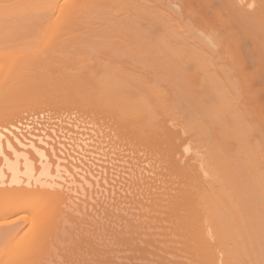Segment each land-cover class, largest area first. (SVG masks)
<instances>
[{"label":"bare ground","instance_id":"1","mask_svg":"<svg viewBox=\"0 0 264 264\" xmlns=\"http://www.w3.org/2000/svg\"><path fill=\"white\" fill-rule=\"evenodd\" d=\"M21 1L80 34L0 13V264H264V0Z\"/></svg>","mask_w":264,"mask_h":264},{"label":"rangeland","instance_id":"2","mask_svg":"<svg viewBox=\"0 0 264 264\" xmlns=\"http://www.w3.org/2000/svg\"><path fill=\"white\" fill-rule=\"evenodd\" d=\"M11 1H12V0H11ZM11 1H10V0H5V1L0 0V2H1L0 5H2V6H1L2 9L0 8V9H1L0 13H1V12H2V13L5 12L8 16H13V17L15 18V20H17V18H19L18 21H20L21 23L18 22V23H19V24L17 23L18 25H14V24H13V25H14L15 29L17 28V29H16L17 31H18L19 28L22 26L21 24H23V26L26 25V26H24V27L22 26V27L20 28V30H21L22 28H24V31H25V32H24L23 30H21V31H22L21 33H22V34L28 33V31H31V33H32V30H33V33H32V34H31V33H28L27 36H26V34L22 36V34H21L20 32H17V35H18V33H20L19 36H22V37H19V36L17 37V36L15 35V34H16V30H13V31H12V34H13L14 36H16V38L14 37V39H13V37H12V41H14V42H13V45H14V43H15L16 41L18 42V43H17V42L15 43V44H16V45H15L16 48H17V45H18V44H21V42L24 41L25 39L28 40V41H30V43H31V42L33 41L32 39L35 38V40L33 41V44H31V46L34 45V42L37 43V41H39V40H37V39L42 38V37H40V36H42V35L40 34V35H39V38L36 39V37H38V33H39L38 31H39V30L42 31V28H43V26H45V25H47V26H45L46 29L43 28L44 30H43V32H41L42 34L44 33V31H45V33H49V32H53V31H54L53 34H55L56 30H57V31H60V30H62V28L65 30L66 33H67L66 30H70V31H74L73 33H77V35L80 34V33H79L80 30L78 29V27H75V26H77V24H76L77 21H76L75 19L72 20V21H73V22H72L73 24L71 23V25H73L72 27H70V26L67 27V24H68V23L65 24L66 26H62L63 24L59 23V24H61V26H60L59 24H58V25L56 24L57 21H56V22L54 21L55 16H56L57 13L53 12L52 15H51V13L49 14V15L52 16V18H47V19H46V18H42V17H40V19L42 18V19H41L42 22H41V21H39V20H36V18H38V17L35 16V13H36V12H35V13H34V12H29L27 7H26V8H27V9H26L27 11H26V10L22 7V4H21V7H22V8L19 6V4H17L18 6L16 5V7H19V8H16V7H14V6H11V4H13V3H16V2L19 3V2H20V1L18 2V0H17L16 2H15V0H13V1H12L13 3H12ZM23 1H24V0H23ZM23 1H21V3H23V4L26 6L27 3H24ZM41 1H45V0H41ZM65 1H66V0H65ZM65 1H64V0H61L60 3L65 2ZM2 2H4V4H3ZM5 2H6V3H5ZM25 2H26V1H25ZM46 2H48V1H46ZM46 2H43V4H45ZM50 3H51V2H50ZM50 3H49V4H50ZM5 4H6V5H5ZM41 4H42V3H41ZM46 4H47V3H46ZM8 5H9V6H8ZM13 5H14V4H13ZM24 5H23V6H24ZM27 5H28V4H27ZM36 5H37V4H36ZM38 5H39V4H38ZM3 6L10 7L11 9H12V7H14V9H17V10H18V9L20 10V8H21V11H22V9H23V11H22V12L19 11L17 14H18V16H19V13H20V14L23 13V14H21V16L18 17L17 14H15V12H14V11H17V10L12 11V10H9V8H5V7L3 8ZM25 6H24V7H25ZM42 6H43V5H42ZM42 6H41V7H42ZM47 6H48V4H47ZM38 7H39V6H38ZM44 7H45V6H44ZM42 8H43V7H42ZM46 8H47V7H46ZM3 9L6 10V11H3ZM7 9H8V10H7ZM40 10H42V9H40ZM40 10H38V11H40ZM45 10H46V9H44V11H45ZM7 11H8V13H7ZM30 11H31V10H30ZM38 11H37V12H38ZM12 12H13L17 17H15L14 14H13ZM5 13L2 14V15L0 14V15H1L0 18L5 17ZM32 13H33V14H32ZM38 13H39V12H38ZM38 13H37V14H38ZM25 14H26L27 16H26ZM7 15H6V16H7ZM23 15H25V16H23ZM33 15H34V16H33ZM37 16H38V15H37ZM84 16H85V15H84ZM87 16H88V15H87ZM22 17H23V18L25 17V20L30 19L31 22H29V20H28V23H27V21H24V19H23ZM32 17H34L35 19L32 18ZM20 18H22V19H20ZM32 19H34V20H32ZM45 19H46L47 21H46ZM49 19H50V20H49ZM81 19H85V20L87 21L86 18H81ZM35 20L38 21V24H39L41 27H39V26L37 25V22H36ZM44 20L46 21V23H45ZM51 20H52V21H51ZM56 20H57V19H56ZM70 20H71V19H69V21H70ZM74 20H75V22H74ZM78 20H79V19H78ZM98 20H100V19H98ZM98 20H95V19L93 20V21H96V22H95V24H96L95 28H97V29H99V27L101 28V26L98 27V25H97V23L100 24V22H98ZM8 21H10V20L7 19V22H8ZM66 21H67V20H66ZM80 21H81V20H80ZM83 21H84V20H83ZM93 21L91 22L90 20H88V22H90V24L85 22L86 24L89 25V26L86 25L87 27L85 26V24L81 25L82 22H78V23H80V28H81V30H83V32H84V31L86 32V31H89V30H90V27H91V26H92V29L94 28V23H93ZM100 21H101V20H100ZM14 22H16V21H14ZM32 22H33V23H32ZM207 22L209 23L210 21L208 20ZM4 23H6V20H5ZM31 23H32V24H31ZM40 23H41V24H40ZM48 23H49V24H48ZM51 23H52V24H51ZM54 23H55V24H54ZM62 23H63V22H62ZM64 23H65V22H64ZM69 23H70V22H69ZM74 23H75L76 25H75ZM91 23H92L93 25H92ZM210 23H211V22H210ZM28 24H30V26H28ZM44 24H45V25H44ZM4 25H5V24H3V25L0 24V31H4V30H5L4 32H1V33H3V35H4L6 31H9V33H10L9 36H11V32H10V31H11L12 29H9V28L7 27L8 24H6V27H5ZM9 25H10V24H9ZM68 25H69V24H68ZM74 25H75V26H74ZM17 26H18V27H17ZM51 26H52L53 28H51ZM14 27H13V29H14ZM25 27H26V28L28 27V28L25 29ZM32 27H33V28H32ZM2 28H3L4 30H3ZM36 28H37V29H36ZM40 28H41V29H40ZM95 28H94V29H95ZM1 29H2V30H1ZM28 29H30V30H28ZM92 29H91V30H92ZM20 30H19V31H20ZM27 30H28V31H27ZM36 30H38V31H37V34H35V33H36ZM34 31H35V33H34ZM70 31H69V32H70ZM100 31H103V30H100ZM207 31H208V30H207ZM14 32H15V34H14ZM61 32L64 33L63 30L60 31L59 33H61ZM103 32H104V31H103ZM208 32H210V31H208ZM208 32H206V34H209ZM105 33H106V32H105ZM195 33H196V32H195ZM6 34H7V33H6ZM71 34H72V32H71ZM197 34H199V33H197ZM200 34H201V33H200ZM200 34H199V35H200ZM213 34H214V33H213ZM213 34L210 33V37H211V35H213ZM29 35L32 36L33 38H32V37L26 38V37H28ZM75 35H76V34H75ZM7 36H8V35H7ZM24 36H26V37L23 38ZM34 36H36V37H34ZM103 36H106V38H107V35L104 34ZM103 36H102V37H103ZM201 36H204V34H202ZM201 36H200V37H201ZM205 36H206V35H205ZM208 36H209V35H208ZM216 36H217V37H216ZM5 37H6V35H5ZM5 37H4V38H5ZM102 37H101V38H102ZM218 37H220V36L217 35V34L215 33V34L213 35V38L216 39V40L213 39V40H214L213 43H212V41H211L210 39H209L210 41H209V40H207V41H208L209 43L211 42L213 46H214V45H215V46H217V45H218V46H219V45L221 46V44L223 45L225 42L221 41V40H224L222 37H221V39L218 38ZM4 38H3L2 40H4V42L6 41V43H7V41H9V40H6V38H7V39H9V38H8V37H6L5 39H4ZM17 38H18V40H17ZM20 38H21V39L23 38V40H22L21 42H19V41L21 40ZM93 38H98V37H93ZM106 38L104 37V39H106ZM110 38H112V37L109 36L108 39H110ZM202 38H203V37H202ZM204 38H207V37H204ZM211 38H212V37H211ZM217 39H218V41L220 42V44H219V42L217 41ZM26 40H25V43L27 42ZM36 40H37V41H36ZM81 40H82V39H81ZM81 40H80V42H81ZM84 40H86V39L84 38ZM84 40L82 41V43L84 42ZM89 40L91 41V39H87L86 41H88V42H85V43L90 44ZM95 40H96V42H97V40L100 41L99 39H95ZM0 41H1V40H0ZM12 41H11V42H12ZM106 41H107V39H106ZM215 41H216V42H215ZM4 42H1V43H0L1 45H3V46H0V48H2V50H0V51H2V53L4 52V54L1 55V56H4V55H5V52H6V53L8 52L7 46L4 44ZM76 42L78 43V41H76ZM80 42H79V43H80ZM110 42H111V41H109V44L106 42V44H108V46H110ZM217 42H218V43H217ZM221 42H223V43H221ZM8 43H9V42H8ZM91 43H94V40H93V42L91 41ZM100 43H101V41H100ZM104 44H105V43H104ZM216 44H217V45H216ZM7 45H8V44H7ZM29 45H30V44H29ZM80 45H81V44H80ZM11 46H12V45H11ZM11 46H10V47H11ZM15 46H14V48H15ZM21 46L23 47L22 44H21ZM24 46H26V47L28 48V44H27V45L25 44ZM31 46H30V47H31ZM101 46H102V44H101ZM4 47H5V48H4ZM211 47H212V46H211ZM3 48H4V49H3ZM223 48H224V46H223ZM89 49H92V47H91V48L89 47ZM4 50H5V51H4ZM0 54H1V53H0ZM224 54H226V53H224ZM224 54H223V55H224ZM226 55L228 56V54H226ZM226 55H224L225 58H226ZM229 57H230V55H229ZM229 57H228V59L232 60V58H229ZM222 59L224 60V58H222V56H221V60H222ZM228 59H227V60H228ZM0 60H1V59H0ZM227 60H226V62H227ZM224 61H225V60H224ZM232 61H234V58H233ZM235 62H237V60H235ZM229 63H230V68H229L228 66H227V67H228V70H229V69L231 70V68H233L232 66H233L234 64L231 65V62H229ZM229 63H228V65H229ZM238 64H240V63L238 62L237 65H238ZM224 65H225V63L222 64L223 68H224ZM222 66H221V67H222ZM227 67H225V69H227ZM235 67H237V66L235 65L234 68H235ZM70 70H71V69H68V71H70ZM75 70H76V69H75ZM232 70L234 71V69H232ZM76 71H77V70H76ZM236 84H237V83H236ZM241 85H242V84H241ZM236 86H237V85H236ZM242 88H244V86H243ZM240 89H241V88H240ZM261 99H262V98H261ZM263 99H264V98H263ZM261 101L263 102V100H261ZM260 103H261V102H260V97H259V104H260ZM259 104H258V105H259ZM263 105H264V102H263L262 105H259V106H260V107H264ZM58 111L66 112V111H63V110H58ZM73 111H74V110H73ZM53 112H57V111H53ZM67 112H68V111H67ZM59 113H60V112H59ZM57 114H58V113H57ZM86 120H90V119H86ZM82 123H83V122H82ZM82 123H81V125H82ZM60 125H61V124H60ZM81 125H79V126H81ZM30 126H32V125H30ZM36 126H37V127H43L44 125H43V123H42V124H38V125H36ZM36 126H32V127H36ZM46 126H53V128H57L58 124H57V125H56V124H52V125L48 124V125H46ZM55 126H56V127H55ZM62 126L65 127V128L72 127L71 125H68V124H65V123H62ZM87 126H92V124H89V123H88ZM75 133H76V132H75ZM68 134L72 135V133H70V132H69ZM95 139H96V138H95ZM69 141H72V140H69ZM69 143H73V142H69ZM90 143L92 144V142H90ZM84 147L86 148V151H88V152H85V153L87 154V155H86L87 158L89 157V159L92 160V161H94V163H97V161H96L94 158H92V157H95V158H100V157H101V158H102L101 155H97V154H95V156H94V154H93V156H92V155L90 154L89 149L92 150L93 147H90V146H87V147H86L85 145H84ZM85 148H84V149H85ZM85 153H84V154H85ZM73 154H74V153H73ZM84 154L82 155V158H83V156H85ZM80 156H81V155H80ZM86 156H85V157H86ZM85 157L83 158V159H84V160H83L84 163L87 162V160H85ZM80 158H81V157H80ZM103 158H104V157H103ZM85 161H86V162H85ZM88 162H90V161H88ZM88 162H87V163H88ZM98 162H99V161H98ZM98 164H99V163H98ZM88 165H89V163H88Z\"/></svg>","mask_w":264,"mask_h":264}]
</instances>
